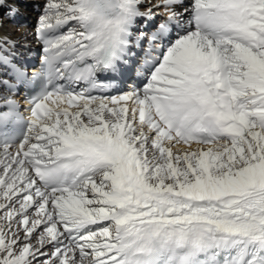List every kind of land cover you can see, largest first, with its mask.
Segmentation results:
<instances>
[{"label":"snow or ice","instance_id":"snow-or-ice-1","mask_svg":"<svg viewBox=\"0 0 264 264\" xmlns=\"http://www.w3.org/2000/svg\"><path fill=\"white\" fill-rule=\"evenodd\" d=\"M35 36L32 76L0 37V264H264V0H45Z\"/></svg>","mask_w":264,"mask_h":264},{"label":"bare ground","instance_id":"bare-ground-1","mask_svg":"<svg viewBox=\"0 0 264 264\" xmlns=\"http://www.w3.org/2000/svg\"><path fill=\"white\" fill-rule=\"evenodd\" d=\"M26 1L28 0H6L4 6L0 8V16L6 11V15L4 13L6 19L5 25H0V37H8L16 41L15 50L18 53H22L20 61H24L31 56L32 50L36 47L35 28L37 27L38 17L41 14V7L45 3V0H32V4ZM187 2L188 0H185V3ZM10 9L16 10L15 16L10 14ZM31 11L38 14L37 20L24 17L29 15ZM161 17H157L156 21L159 22L162 19ZM1 18L2 16L0 20Z\"/></svg>","mask_w":264,"mask_h":264},{"label":"rangeland","instance_id":"rangeland-1","mask_svg":"<svg viewBox=\"0 0 264 264\" xmlns=\"http://www.w3.org/2000/svg\"><path fill=\"white\" fill-rule=\"evenodd\" d=\"M26 2H28V3H33V1L32 0H28V1H26ZM154 2H157V0H154ZM25 10V9H24ZM4 13H5V15H6V11H4L2 14H1V16H2V18H1V20H0V25H5V21H6V19H5V15H4ZM31 14V15H30ZM0 16V17H1ZM37 16H38V14H35V13H33L32 11L29 13V15H26V16H24L25 18L27 17V18H31V19H35V20H37ZM23 17V16H22ZM3 27H5V26H3Z\"/></svg>","mask_w":264,"mask_h":264}]
</instances>
